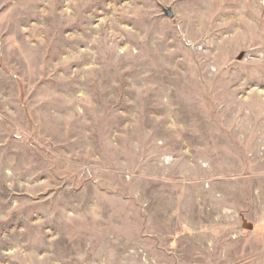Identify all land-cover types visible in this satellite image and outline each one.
Instances as JSON below:
<instances>
[{
  "label": "rangeland",
  "instance_id": "1",
  "mask_svg": "<svg viewBox=\"0 0 264 264\" xmlns=\"http://www.w3.org/2000/svg\"><path fill=\"white\" fill-rule=\"evenodd\" d=\"M0 264H264V0H0Z\"/></svg>",
  "mask_w": 264,
  "mask_h": 264
},
{
  "label": "water",
  "instance_id": "2",
  "mask_svg": "<svg viewBox=\"0 0 264 264\" xmlns=\"http://www.w3.org/2000/svg\"><path fill=\"white\" fill-rule=\"evenodd\" d=\"M163 11H164V13H165L166 16L173 17V11L170 8L164 7L163 8Z\"/></svg>",
  "mask_w": 264,
  "mask_h": 264
}]
</instances>
